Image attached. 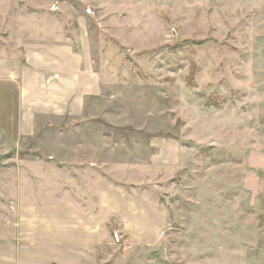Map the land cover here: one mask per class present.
<instances>
[{
	"label": "rangeland",
	"instance_id": "374dc122",
	"mask_svg": "<svg viewBox=\"0 0 264 264\" xmlns=\"http://www.w3.org/2000/svg\"><path fill=\"white\" fill-rule=\"evenodd\" d=\"M256 16L249 0H0V44L21 19L60 21L101 86L83 122L51 120L29 138L14 94L0 99V255L28 164L94 160L126 178L132 205L83 264H264Z\"/></svg>",
	"mask_w": 264,
	"mask_h": 264
},
{
	"label": "crops",
	"instance_id": "0c3cea01",
	"mask_svg": "<svg viewBox=\"0 0 264 264\" xmlns=\"http://www.w3.org/2000/svg\"><path fill=\"white\" fill-rule=\"evenodd\" d=\"M249 1L257 13L255 31L262 33L251 36V71L258 84L250 87L257 91V118L264 124V0ZM36 18L21 19L12 34L15 42L0 44V99L5 107L14 94L19 133L26 138L51 120L83 122L85 102L101 87L89 53L80 44V51L75 48L76 35L61 28L60 21ZM253 148L252 161L264 170V149ZM49 161L28 164L34 177L30 173L26 181L12 184V246L1 253L0 264H83L108 224L131 209L125 177L114 176L94 160L78 165ZM52 170L62 173H45Z\"/></svg>",
	"mask_w": 264,
	"mask_h": 264
}]
</instances>
